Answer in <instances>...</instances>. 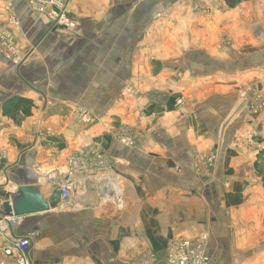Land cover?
Wrapping results in <instances>:
<instances>
[{
    "label": "crops",
    "instance_id": "1",
    "mask_svg": "<svg viewBox=\"0 0 264 264\" xmlns=\"http://www.w3.org/2000/svg\"><path fill=\"white\" fill-rule=\"evenodd\" d=\"M187 1L68 0L74 28L67 32L51 29L25 0H0V34L10 35L24 58L16 67L0 53V191L12 192L14 181L36 183L48 198L61 182L37 171H64L62 156L78 145L97 144L99 159L112 162L107 177L115 181L99 186L89 178L84 187L79 176L71 206L23 216L14 233L37 232L31 264H168L170 244L182 239L202 244L207 264H264V114L245 121L234 92L243 80L264 87V12L260 20L253 9L250 16L234 10L197 15L193 22L209 36L211 22L221 17L241 39L253 37L244 43L249 49L236 44L224 56L202 42L199 56L175 60L194 72L179 79L172 77L171 52L189 42L171 39L182 28L171 23L188 16ZM177 80L188 104L199 98L197 115L189 114L190 104L185 110V138L171 112L161 121L152 110ZM190 81L199 97L188 96ZM84 111L93 119L77 127L75 114ZM132 111L142 132L128 147L108 130ZM243 130L261 142L258 151L235 147L234 136ZM204 145L217 151L207 176L192 168V150ZM1 246L0 239V262L10 264Z\"/></svg>",
    "mask_w": 264,
    "mask_h": 264
},
{
    "label": "rangeland",
    "instance_id": "2",
    "mask_svg": "<svg viewBox=\"0 0 264 264\" xmlns=\"http://www.w3.org/2000/svg\"><path fill=\"white\" fill-rule=\"evenodd\" d=\"M38 2L39 5L45 6L47 9H50L51 2H55V0H38ZM67 3L68 0H60V1L58 0L55 3V7H59V9L55 11V14L52 15L51 18L46 14L44 15L39 14V15L46 18L48 22L50 21L49 19H51L56 23L57 15L64 16V19L65 17L66 18L68 17ZM186 4H187L186 9L190 11V12L188 11V16L186 18L173 17L171 23L173 29L175 28L176 22L178 23V27L182 25L181 26L182 28H178L176 31H173V33L171 34V39L175 37V41L176 40L181 41L183 44H185V42H189L185 48H181L180 50L173 48L171 52V54L173 55L172 77L177 75L178 78L183 77L184 73L188 72V74L191 73L193 74L194 72L193 70H191V67L190 69H188L186 65H183V62L182 64L179 65V62L178 61L175 62V60L179 57L184 58L186 55H191L193 58H196L197 56H199V44L202 45L204 43L206 44L205 46H212L213 43L214 48L211 49V51H213V54L224 56L227 55L229 52L235 50L234 46L236 44L239 47V49L242 48L240 51L246 50L245 48L249 49V47H246L244 43L247 40H249L250 37L251 39L253 37L252 34L250 36V33L248 34L244 33V37L243 39H241L242 37L241 31L236 29L234 25L231 26L233 27L232 29L231 27H227V25H225L224 23H220L219 21L221 17L219 21H217V19L214 18L215 22L214 23L211 22L210 26L212 25L211 28L214 29L215 32H213L212 36H209V34H207V32L204 31L205 30L204 25L193 22V20L197 15L199 20V15L202 14H206V16H209L212 15L213 12L214 13L217 12L220 15H222L225 12L227 13L234 10L239 13H243L244 14L243 16L246 15L250 16L251 9H253L252 14L255 15V17H257L260 20L261 18L260 14L264 12V0H188ZM49 24L51 29L60 26L61 28H64L65 31L67 30V32H72L74 28V27L66 26L64 24H60L57 27L54 25L55 27H52V23L50 22ZM185 30H187V33H184ZM203 34H205V36ZM13 44L17 49L14 40H13ZM18 54H19V50H18ZM1 56H3V53H1ZM23 59H24L23 55L20 53L18 59L15 61L17 64L13 63L14 66L16 67L20 66L23 63ZM194 62H195L193 63L194 68L196 69L198 68L199 70V61H194ZM180 73H182L181 76H179ZM197 76L199 75H195V77ZM178 81L179 80L174 82L176 83V85H174V87L172 88V92L170 93L171 95L169 94V96H162L156 98L155 102L152 103V110H154L155 112L156 120H161V121L164 120L167 121L168 118L165 116L167 115V112H171L172 121L177 123V130H179L178 136L185 138L189 135L188 129L184 126V121L187 116L185 110L189 104H190L189 107L192 106V101H190L189 99V104H188L186 100L187 95L186 94L182 95L179 93V91H177L179 88V85H177ZM187 87H188L187 90L189 91L188 94L189 97H191L192 95H197V97H199V93H197L199 92V90L198 91L196 90L197 87L195 81L188 82ZM221 89L222 87L220 85V90ZM225 89L226 88H224V90ZM234 92H235V107H236L235 109L237 111L241 110L242 112L241 116L244 118L245 121L250 123L251 120L256 119L260 115L264 114V87L261 84L259 83L256 84V82L249 80L238 81L236 82V84H234ZM208 96L209 95H207V97ZM228 96L230 95L227 94V96L221 97L219 103L224 106V103L227 102L228 100L227 98ZM197 100L199 104V98ZM210 100L212 99L209 98V101ZM197 102L196 100L193 101L192 110L189 113L192 114L193 116L197 115L195 112L197 108L196 107ZM145 109H143V112L145 115H147L146 117H148V114L146 113ZM85 113H86L85 115L87 116L86 118L88 119L87 122L83 121V117H81V114H83L82 112L75 114V121L78 122L77 127L87 126L92 121L93 119L92 116H90V114L87 112ZM124 115H125L124 123L121 126H114L109 128L108 133L113 140L122 143L124 146H128V147L131 145L134 146L137 143V141L141 138V132H142V130L137 129V125H138L137 114H135L132 111V113L129 114L125 112ZM182 120L183 122H181ZM173 128L175 129L176 127ZM42 132L48 134L50 130L45 129L42 130ZM49 137L52 138V136ZM243 138H246L245 140L246 144L244 143V141H242ZM234 142H235L234 143L235 147L237 148H244L245 146H251L252 148L254 147L255 149L254 152L258 151L257 149H259L261 144L260 141L254 140V135L251 132H249V130L246 131L243 130L237 132L234 136ZM212 149H213L212 147L208 145H204L202 147H197V149L194 148L192 150V168L194 167L193 168L195 169L194 171L197 172L198 174L199 171H201L202 174L206 176L210 174L209 169L214 166L217 159V151ZM70 151L71 150L67 151L66 155H63L61 159L62 160L61 162H63L64 165V171L59 170L61 172L58 173L57 170H55V168L51 166H45L40 171L38 170L37 173L40 175H44V174L51 175V173H54L55 178L58 177L56 179L57 182L60 183L69 173L68 170H71L72 168L74 172L76 171L74 177L77 185H79L78 183L79 176L82 177V182L84 187H87V185L90 184L89 178H92L93 181L95 180V184L99 186L106 184L115 185V181L112 178L110 179L111 177L110 175H107V172H109L108 169L110 168L112 162L111 161L102 162V159H99V157L97 158V160L92 159L91 154L97 155L100 154V152H102L97 144H93V145L91 144L88 146L78 145L75 146L74 151L72 150L73 152ZM4 153L2 151L0 156H2V154ZM73 156L80 158L79 160L81 162V165L78 166L76 165V167H74L73 166L74 164H70L71 163L70 159L73 158ZM3 163L0 161V167L2 166ZM92 164L93 166L91 167ZM56 169H58L57 166ZM55 187H57L56 184Z\"/></svg>",
    "mask_w": 264,
    "mask_h": 264
},
{
    "label": "built area",
    "instance_id": "3",
    "mask_svg": "<svg viewBox=\"0 0 264 264\" xmlns=\"http://www.w3.org/2000/svg\"><path fill=\"white\" fill-rule=\"evenodd\" d=\"M55 2H51L50 9L45 6L39 5L38 0H25L27 5L31 10L35 11L41 15H48L50 18L55 14V11L59 7H55ZM60 1V0H59ZM43 4V3H42ZM49 19V18H48ZM49 23H52V27H57L60 24L66 26L74 27V23L68 17L64 19V16L57 15V22L49 19ZM13 24L17 25V22L13 19ZM55 25V26H54ZM60 27V26H58ZM0 53L12 62L17 64L15 61L18 59V50L13 44V39L10 35L2 33L0 35ZM81 117L83 121L87 122L88 119L85 112H82ZM3 155V154H2ZM92 155V159L96 160L100 157L99 154ZM79 157L73 156L70 159L71 163L76 165H81ZM68 174L65 176L64 180L59 184L58 190H60V203L59 207L65 209L72 205V199L74 192L78 191L76 187L78 186L74 177V170H68ZM76 185V186H75ZM23 216H2L0 215V239L2 240V251L3 254L11 258L10 264H31L28 257V252L31 249L34 238L37 235L36 231H30L24 235H17L14 232L18 229L22 223ZM167 261L169 264H207L208 258L204 252V246L199 242H192L190 240L182 239L172 242L168 248ZM0 264H7L5 262H0Z\"/></svg>",
    "mask_w": 264,
    "mask_h": 264
},
{
    "label": "water",
    "instance_id": "4",
    "mask_svg": "<svg viewBox=\"0 0 264 264\" xmlns=\"http://www.w3.org/2000/svg\"><path fill=\"white\" fill-rule=\"evenodd\" d=\"M16 184L12 192L0 191L2 216H28L55 210L60 203V190L55 189L48 198L44 196L36 183Z\"/></svg>",
    "mask_w": 264,
    "mask_h": 264
}]
</instances>
